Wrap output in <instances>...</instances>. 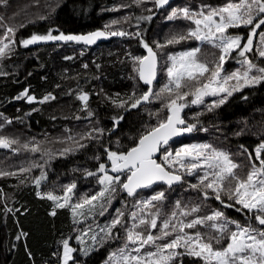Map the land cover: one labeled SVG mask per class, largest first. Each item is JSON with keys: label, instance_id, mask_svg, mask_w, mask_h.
Wrapping results in <instances>:
<instances>
[{"label": "trees", "instance_id": "trees-1", "mask_svg": "<svg viewBox=\"0 0 264 264\" xmlns=\"http://www.w3.org/2000/svg\"><path fill=\"white\" fill-rule=\"evenodd\" d=\"M182 2L188 4L184 5ZM227 2L228 0H172L157 12L151 0H146L139 6L135 0H0L3 25L16 29V42L11 45L12 50L0 60V125H3L0 135L19 140V144L13 145L18 151L0 149V171L17 173L16 176L0 177V264L61 263V241L68 239L71 247L80 248V244H75L76 237L89 229L88 226L104 227L116 215L117 209L125 211V227H128L127 213L135 210V200L147 199L156 191L165 190L167 195L161 209L164 214L161 219L170 215L177 200L190 204L202 202L201 194L189 187L190 184L197 183V176L193 175L185 176L184 183L171 189L155 185L149 190L139 191L138 197H128L118 189L107 205L108 213L99 216V207L94 210L93 217L98 219L95 223L94 220L89 222V219L74 223L72 212L65 207L56 208V215H50L54 208L53 202L46 197H38L37 191L52 192L60 196L65 185L75 183L73 203L99 191L101 186L97 177L87 176L86 173L96 172L99 163L107 164L105 148L126 151L141 133L163 119L167 115L166 109H163L167 97L142 104L132 111L115 107L109 99H115L117 94L126 98L133 91L140 94L146 90L133 71L132 57L146 53L137 38L119 36L90 48L73 42L38 43L25 48L20 41L33 34H46L50 29L54 30L53 35L58 32L79 35L96 30H123L130 33L141 31L143 38L155 48V41L163 43L172 34L186 32L188 28L194 27L183 19L169 21L167 16L172 9L189 6L195 10L203 4L218 7ZM148 8H152L153 12L148 13ZM150 14L153 16L151 21L137 20L139 16ZM106 25H110V29H106ZM3 33L4 27L0 26V38H3ZM231 33L247 35L248 28L233 29ZM258 43L257 39L255 44ZM197 45L196 40H186L159 49L161 67H164L168 54L193 49ZM200 48L201 59L211 61L214 59L213 53L219 54L217 49L207 44H202ZM235 55L233 53V57ZM248 55L254 63L264 66V60L256 56L255 52ZM85 64L87 68L84 67ZM237 68H240V64L237 65L236 58L229 59L224 66L225 73ZM166 81L167 77L161 71L154 88L158 90ZM25 89L29 95L33 94L37 98L36 103L29 105L24 98L16 99ZM80 93L89 95L88 108L93 116L88 117V113L83 110L82 102L77 99ZM48 94L55 99L38 102ZM244 96L248 98L245 100L242 98ZM216 99L218 97H207L204 104L190 105L184 109L182 116L187 122L196 123L197 129L189 136L169 143V147L175 150L186 144L211 143L216 148L229 152L234 161L247 165V154L241 145L254 155L255 147L264 141V84L235 93L225 104L209 112L206 105ZM119 115H123L124 119L119 125H114L113 117ZM6 119L12 123H5ZM93 129H103V135L97 139H81V136ZM92 134L97 136L96 132ZM70 136L75 139L70 140ZM76 141L87 147H78ZM24 144H39L40 151L33 153L26 150ZM66 148L73 151L60 155ZM45 153L50 155H43ZM33 163H39L43 167L32 168L29 172L20 171ZM41 172L45 173L46 179L37 188L34 181ZM6 209L14 211L8 212ZM16 209L19 211H15ZM213 209H221L229 218L241 224L248 223L244 214L233 208H222L215 199L203 201L199 215L210 213ZM75 219L78 221L79 218ZM198 230L206 231L203 228ZM113 231L119 233V238L107 241L102 247L97 245V250L87 257H78V253H74L73 262L105 264L109 254L123 246L125 238L123 227L118 226ZM20 232L27 233V236L17 241L16 236ZM95 232L98 231L95 229ZM222 246L223 244L216 245ZM183 259L184 264H200V261L191 257Z\"/></svg>", "mask_w": 264, "mask_h": 264}, {"label": "snow or ice", "instance_id": "snow-or-ice-1", "mask_svg": "<svg viewBox=\"0 0 264 264\" xmlns=\"http://www.w3.org/2000/svg\"><path fill=\"white\" fill-rule=\"evenodd\" d=\"M135 2L139 6L146 0H135ZM151 2L156 9L169 4V0H151ZM146 11L152 13L153 9L148 8ZM44 18L46 17H41ZM152 19L151 14L137 17L138 21ZM167 19L169 21L183 19L194 27L188 28L186 32L172 34L163 43L155 41V48L143 38L141 31L130 33L123 30H98L79 35L58 32L53 35L54 30L50 29L46 34H33L30 38L20 41L22 46L27 48L38 43L56 41L90 46L100 39L109 37L137 38L146 55L132 57L133 71L147 88L140 94L133 91L126 98L117 94L115 99H109L115 107L130 111L139 108L142 104L167 97L163 104L167 115L163 119L141 133L126 151H112L105 148L104 152L109 163H99L96 172L86 173L87 176L97 177L101 186L99 191L73 203L72 194L76 184L71 183L64 186L62 196L40 191H37V196L42 199L46 197L54 202V208L50 212L53 216L56 215V208L70 206L76 223L78 221L75 217L93 216L97 207L100 209L98 214L104 215L107 205L111 203L118 189L125 192L128 197H138L141 189L152 188L157 184L166 185L171 189L175 184L184 183L185 176L195 175L197 183L190 184L189 187L201 194V203L190 204L177 200L170 215L161 219L164 216L161 209L167 200L165 190L156 191L147 199H136L133 203L135 210L127 213L129 220L132 221L130 226L125 227V211L117 209L111 221L89 237L92 241L91 245H88L83 238L92 231L91 227L77 236V242L82 245L79 250L81 254L87 257L97 250V245L102 247L107 241L119 238V233L113 231L119 226L124 228L125 243L109 254L105 264H184V257L196 259L200 264H264V141L255 147L254 155L241 145L244 153L247 154V165L234 161L229 152L218 149L211 143L186 144L175 150L169 147V142L174 138L197 129L196 123L187 122L181 115L186 107L204 104V98L208 96L218 97L210 105H206L207 110L211 112L225 104L235 93L264 84V66L254 63L248 56L249 53L255 52L256 56L264 60V29H262L264 0H228L222 6L201 5L195 10L189 6L178 7L171 10ZM0 26L4 27L3 38H0V60H2L12 50L11 45L16 42L14 39L16 29L4 26L2 17H0ZM110 27V25L105 26L106 29ZM241 27L248 28L246 36L229 31ZM258 29L262 30L258 33ZM257 36L259 43L254 44V38ZM6 40L9 42L6 43ZM186 40L207 44L217 49L219 54L213 53L214 59L211 61L201 59L202 50L196 47L168 54L164 67H161L158 50ZM233 53L240 58L238 60L240 68L225 73L224 66L229 59L234 58ZM84 67L87 68V65L85 64ZM161 71L166 75L167 81L156 90L154 82L157 81ZM190 96L191 100H189ZM22 98L30 104L37 102V98L29 95L27 89L16 97V99ZM242 98L246 100L248 97ZM54 99V96L48 94L38 102L44 103ZM77 99L82 102L83 110L88 113V117L93 116V112L88 108L89 95L80 93ZM123 119V115L113 117L114 125H119ZM5 123L11 124L12 121L6 119ZM2 129L3 125H0V131ZM203 130L207 131V129ZM92 132H96L97 136ZM92 132L84 134L81 139H97L103 135L104 130L93 129ZM69 139L75 138L70 136ZM17 144H19L18 139L0 135V149L18 151L13 148V145ZM76 144L78 147H87L79 141H76ZM117 146H120L119 141ZM23 147L33 153L40 151L39 144L31 146L24 144ZM71 151L73 149L66 148L59 154L64 155ZM96 159L99 160V157ZM37 167L42 168L43 165L33 163L20 171L29 172ZM245 168L247 171H243ZM16 175L15 172L0 171V177ZM44 179L46 175L41 172L34 181L37 188ZM209 199H215L222 208H233L244 214L248 223L241 224L229 218L221 209H213L210 213L199 215L203 201ZM188 217L192 219L189 220ZM141 228L144 230H138ZM199 228L206 231L201 232ZM191 229L197 230L187 231ZM154 232L157 234H153ZM26 236L27 233L20 232L16 240L20 241ZM160 241L164 242L158 243ZM225 241L226 243H223ZM221 244L222 247H216ZM61 246L62 254L59 257L61 264L74 261L73 254L78 250L70 246L68 239L61 241ZM28 254L31 256V253Z\"/></svg>", "mask_w": 264, "mask_h": 264}, {"label": "rangeland", "instance_id": "rangeland-1", "mask_svg": "<svg viewBox=\"0 0 264 264\" xmlns=\"http://www.w3.org/2000/svg\"><path fill=\"white\" fill-rule=\"evenodd\" d=\"M182 4H184V5H187L188 4V2H182ZM203 5H205V4H203ZM222 5H224V4H222ZM221 5V6H222ZM242 28H244V27H242ZM244 29H246V28H244ZM262 29H264V26H262ZM262 29H258L257 31H258V33H259V31H261ZM231 30H233V29H230L229 31L231 32ZM243 36H246L245 34H243ZM3 37V36H2ZM257 39H258V36L256 37V38H254V44H255V42L257 41ZM6 43H8L7 42V40L5 41ZM65 43V42H62V41H56V43ZM202 44L198 41V45H197V47H200ZM188 50H190V49H188ZM183 51H186V50H183ZM179 52H181V51H179ZM179 52H177V53H179ZM249 56V55H248ZM234 58H236V63H237V65H239V63H238V60L240 59L239 57H237L236 55L234 56ZM226 65V64H225ZM237 69H239V68H237ZM236 69V70H237ZM235 71V70H234ZM164 73V72H163ZM226 73H230L229 71L228 72H226ZM161 75V74H160ZM165 77H166V75H165ZM208 97H211V96H208ZM207 97H205L204 99H206ZM10 134H12V135H14V133L13 132H10ZM177 140V139H176ZM176 140H174V141H176ZM172 143V142H171ZM109 162L107 161V164H108ZM63 195V194H62ZM62 195H60V196H62ZM114 197H115V194H114ZM113 197V198H114ZM53 202V201H52ZM53 204H54V202H53ZM65 208H67V209H70V211H71V207L70 206H66ZM97 211H100V209L99 208H97ZM109 211L107 210L106 211V213H108ZM100 216V215H99ZM98 216V217H99ZM105 216H106V214H105ZM109 217V216H108ZM77 219H78V223H82V222H84L85 220H87V219H89V222H91V221H93V223H95V221H98V219H95L96 217H93V216H89V217H87V218H85V217H79V216H77L76 217ZM106 223H107V220H106ZM131 223H132V221L131 220H129V226L131 225ZM88 227H90V226H88ZM92 228V231L91 232H89L88 233V236H84L83 238H84V240L85 241H87V243H88V245H91L92 244V241L89 239V237L91 236V235H93L94 233H96L95 232V229L99 232V230H100V228L101 227H98V226H96V227H98V228H95L94 227V225H92L91 226ZM86 230H88V229H86ZM85 230V231H86ZM138 230H140V231H143L144 229L143 228H141V229H138ZM82 234V233H81ZM80 234V235H81ZM102 234V233H101ZM157 234V233H156ZM79 235V236H80ZM103 235V234H102ZM169 239H171V238H169ZM123 242V244L125 243V238H124V240L122 241ZM164 241H160V242H158V243H163ZM76 246H78V244H80V243H78L77 241H76ZM81 245V244H80ZM79 245V246H80ZM131 247V246H130ZM82 248V245H81V247L79 248V247H77V255H78V257L79 256H83L82 254H81V252L79 251L80 249ZM146 250H148V249H146ZM62 254V251H60V255ZM60 263V262H59ZM59 263H57V264H59ZM70 264H75L73 261L70 263Z\"/></svg>", "mask_w": 264, "mask_h": 264}, {"label": "water", "instance_id": "water-1", "mask_svg": "<svg viewBox=\"0 0 264 264\" xmlns=\"http://www.w3.org/2000/svg\"><path fill=\"white\" fill-rule=\"evenodd\" d=\"M171 1H172V0H169V3H170ZM166 6H167V5H165L163 8L156 9L157 12L163 10ZM96 31H98V30H96ZM85 34H87V33H85ZM116 37L118 38L119 36L109 37V38H107V39H100V40H98L95 44L90 45V46H85V45H83V44H80V45H83V46H85V47L90 48V47L97 46V45H99V44L105 43V42H107V41H109V40L115 39ZM73 43H74V42H73ZM76 44H77V43H76ZM145 55H146V53H145ZM138 81H139V80H138ZM139 83H140V85L143 86L144 88H147V86L144 85L142 82L139 81ZM32 96H34V95L32 94ZM26 103L30 105V103H28L27 101H26ZM34 103H36V102H34ZM31 104H33V103H31ZM181 115H182V113H181ZM190 134H191V133H186V134H184V135H182V136H180V137H187V136H189ZM180 137H176V138H174V139L171 140L169 143L173 142V141L176 140V139H179ZM157 185H163V184H157ZM177 185H178V184H175V185H173V186H177ZM154 186H155V185H154ZM163 186H166V185H163ZM149 189H150V188H147V189H141V190H139V191L149 190ZM124 193H125V192H124ZM125 194H126V193H125ZM60 264H61V263H60Z\"/></svg>", "mask_w": 264, "mask_h": 264}, {"label": "bare ground", "instance_id": "bare-ground-1", "mask_svg": "<svg viewBox=\"0 0 264 264\" xmlns=\"http://www.w3.org/2000/svg\"><path fill=\"white\" fill-rule=\"evenodd\" d=\"M141 15V14H140ZM145 16V15H144ZM124 19V18H123ZM100 23V22H99ZM133 26V25H132ZM147 30V29H146ZM151 34H153V33H151ZM2 78V77H1ZM5 78V77H4ZM6 79V78H5ZM155 83V82H154ZM132 111V110H131ZM134 111V110H133ZM9 151V150H8Z\"/></svg>", "mask_w": 264, "mask_h": 264}]
</instances>
